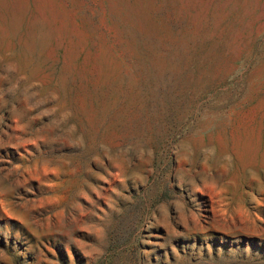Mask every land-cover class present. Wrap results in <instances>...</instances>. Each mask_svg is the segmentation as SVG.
<instances>
[{"label": "rangeland", "instance_id": "obj_1", "mask_svg": "<svg viewBox=\"0 0 264 264\" xmlns=\"http://www.w3.org/2000/svg\"><path fill=\"white\" fill-rule=\"evenodd\" d=\"M0 264H264V0H0Z\"/></svg>", "mask_w": 264, "mask_h": 264}]
</instances>
